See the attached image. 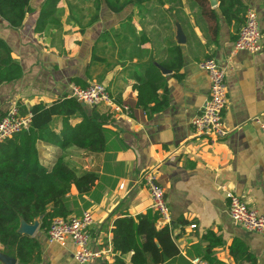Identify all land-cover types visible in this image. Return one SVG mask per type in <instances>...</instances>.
Returning a JSON list of instances; mask_svg holds the SVG:
<instances>
[{
    "label": "crops",
    "instance_id": "obj_1",
    "mask_svg": "<svg viewBox=\"0 0 264 264\" xmlns=\"http://www.w3.org/2000/svg\"><path fill=\"white\" fill-rule=\"evenodd\" d=\"M157 1V14H140L136 10V44L125 48L115 35L108 37V31L118 26V14L109 13L104 18L100 14L96 24L105 19L108 22L100 25L101 32L95 36H90L89 28L81 30L77 24L63 27L59 19V27L36 34L34 27L43 2L39 0L30 2L32 12L19 29H10L0 19V39L22 69L19 80L0 86V111L5 114L16 103L26 110L38 103L50 105L69 96L72 78H79L86 85L98 81L106 86L114 101H135L132 87L151 63L167 84L168 105L162 111L148 116L136 108L129 116L112 117L105 107L86 108V116L109 115L103 125L104 148L99 153L37 145L44 167L49 169L61 157L77 177L95 176L87 192L79 194L71 185L64 197L67 217H80L84 212L93 217L87 246L100 253L93 264H114L117 254L112 250L111 231L116 219L154 213L149 195L139 183L140 175L149 168L157 170L169 210L168 223L154 213L155 227L172 229L174 243L188 264H206L202 237L208 231L221 237L222 245L213 250V257L220 262L234 264L228 247L237 238L254 255L256 264H264V234L249 233L229 218L220 188L225 186L249 208L264 215V132L259 126L264 121V0H240L259 17L262 49L255 55L232 52L233 29L222 18L218 23V43L213 45L200 15L197 24L191 23L186 9H182L185 15L180 11L179 16L169 10L180 4L177 0ZM177 25L183 44L177 43ZM172 45L181 49L179 80L172 77L171 71L164 74L165 69L160 67ZM206 58H213L226 70L227 106L223 120L228 135L217 142L196 138L190 127L208 94L207 76L197 67ZM79 121L76 117L71 124ZM51 126L59 131L60 120L54 118ZM31 237L38 242L40 251L39 260L32 264H77L71 242L50 243L45 231L38 228ZM132 254L121 257L123 264H131ZM2 258L18 264L12 246L0 244V264H5Z\"/></svg>",
    "mask_w": 264,
    "mask_h": 264
},
{
    "label": "trees",
    "instance_id": "obj_2",
    "mask_svg": "<svg viewBox=\"0 0 264 264\" xmlns=\"http://www.w3.org/2000/svg\"><path fill=\"white\" fill-rule=\"evenodd\" d=\"M31 1L0 0V19L10 29H19L26 15L32 12ZM188 1L198 9L211 44L218 43L219 18L233 29L230 35L233 43L247 8L240 0H216V8H211L208 0ZM59 2L61 0H43L34 27L36 34H41L47 27L60 26L56 16ZM147 2L149 0H132L128 4L139 6ZM102 3L112 14L120 13L124 7L119 0H93L96 12ZM96 20L97 15H94L92 21ZM10 54V48L0 39V86L15 82L22 76L20 65L12 60ZM160 67L171 71L174 79H180L182 55L179 46L172 45L167 49L166 59L160 63ZM71 83L81 88L87 86L79 78H72ZM132 89L136 92L135 101L115 102L128 106L130 111L141 108L148 116L162 111L168 105L166 80L151 63L146 66L143 76ZM15 105L21 116L30 113L31 117L27 129L0 142V244L14 248L18 264H32L39 260V244L34 238L17 232L20 222L33 224L38 219V230L46 231L53 218L68 216L64 197L70 186L73 185L79 194H83L95 180L92 174L77 177L66 167L61 157L49 169L44 167L39 161L37 145L57 147L61 151L76 147L90 153H99L104 148L103 125L109 115L86 116L84 110L89 107L68 96L58 98L50 105L38 103L29 110L19 103ZM3 116L0 111V119ZM76 117L80 121L71 124V120ZM54 118L60 120L59 131L51 126ZM156 220L154 213H147L114 221L111 231L112 250L117 254L114 264H123L121 257L130 252H133L131 264H188L174 243L172 229L169 226L156 229ZM202 240L206 243L202 252L206 264H224L213 257V250L222 245L221 237L208 231ZM228 254L234 264H256L254 255L240 239L231 241Z\"/></svg>",
    "mask_w": 264,
    "mask_h": 264
},
{
    "label": "built area",
    "instance_id": "obj_3",
    "mask_svg": "<svg viewBox=\"0 0 264 264\" xmlns=\"http://www.w3.org/2000/svg\"><path fill=\"white\" fill-rule=\"evenodd\" d=\"M243 24L238 29L232 43V52L243 51L251 55L261 51V29L257 12L247 7ZM200 71L208 79V94L198 113L191 119L190 127L196 138H204L217 142L228 135L224 126L223 114L227 106V91L225 86L226 70L213 58H206L197 63ZM69 98H73L89 108L105 107L112 117L116 115L129 116L128 106L116 103L106 86L90 83L81 88L70 85ZM31 114L21 116L16 105H11L0 119V142L28 128ZM264 132V121L259 123ZM139 183L146 189L151 200L152 211L165 222H169V210L165 203V189L159 184L157 170L149 168L142 172ZM224 192L226 209L229 218L241 229L256 234H264V215L249 208L233 191L220 187ZM93 224L91 213L84 212L80 217L53 218L45 231L50 243L64 244L71 242L74 251L72 257L77 264H93L100 253L88 249V230ZM190 225V228H194ZM198 262V260H194Z\"/></svg>",
    "mask_w": 264,
    "mask_h": 264
},
{
    "label": "rangeland",
    "instance_id": "obj_4",
    "mask_svg": "<svg viewBox=\"0 0 264 264\" xmlns=\"http://www.w3.org/2000/svg\"><path fill=\"white\" fill-rule=\"evenodd\" d=\"M42 1L43 0H39L40 3ZM129 1L132 0H119L120 3L124 4V7L120 11V13H118V17H119L117 20L118 26L116 28L112 27L113 29L109 31L107 30L108 37H114L115 35L117 37L116 40L124 48L132 44H136V10H138V13L140 14H142L143 12L146 13L150 12L153 14L158 13L155 10V7H158L157 4L159 3L157 0H152V3L150 4L147 2L139 6L136 5L135 3L128 4ZM177 1L180 4L172 6L169 10L175 11L176 15L179 16L178 14H180V11L182 12V9L184 10L186 9L188 11V15H191L190 22L197 24L196 20L199 17L198 9L195 6H193L190 2L187 3L185 0H177ZM57 7L58 10L56 16L62 23L63 27H75L77 24L79 29L84 27V30H87L89 28L88 31L90 33V36L92 34H94V36L95 34L98 35L101 32L100 25L103 24L102 26H104V24L108 22L105 19V21H102V23L98 22L96 24L95 21L94 22L92 21V17L94 15H97V20H98L100 14L101 17L104 18V15H109L110 13L106 9L103 3L101 4L99 10L96 12L93 8V0H61V2H59ZM182 13L184 14L185 12ZM160 18L161 17H159V19ZM174 20L175 19H173L172 23H174ZM88 24H90L89 27ZM178 28L180 29L179 26ZM103 35L105 37L106 32ZM101 36L102 35H100V37ZM122 37L124 38V40L121 39ZM96 82L98 83V81Z\"/></svg>",
    "mask_w": 264,
    "mask_h": 264
},
{
    "label": "water",
    "instance_id": "obj_5",
    "mask_svg": "<svg viewBox=\"0 0 264 264\" xmlns=\"http://www.w3.org/2000/svg\"><path fill=\"white\" fill-rule=\"evenodd\" d=\"M209 2V5L211 8H215L217 7V2L216 0H208ZM176 39H177V43L178 44H183L184 43V38H183V35L180 31L179 28H177V32H176ZM164 74H169V71H166L164 70L163 72ZM38 219H36L33 224H26L24 222H20V225H19V228L17 230V232L19 234H22V235H25L27 237H31L34 232L37 230L38 228ZM2 261L5 263V264H14V261H12L11 259H6V258H2Z\"/></svg>",
    "mask_w": 264,
    "mask_h": 264
}]
</instances>
